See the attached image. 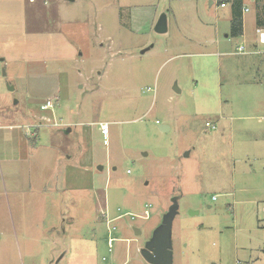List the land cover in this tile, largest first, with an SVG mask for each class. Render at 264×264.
I'll return each instance as SVG.
<instances>
[{
    "label": "rangeland",
    "instance_id": "374dc122",
    "mask_svg": "<svg viewBox=\"0 0 264 264\" xmlns=\"http://www.w3.org/2000/svg\"><path fill=\"white\" fill-rule=\"evenodd\" d=\"M244 2L232 36L220 0H0V264H149L175 200L174 264H264V0Z\"/></svg>",
    "mask_w": 264,
    "mask_h": 264
},
{
    "label": "water",
    "instance_id": "95a60500",
    "mask_svg": "<svg viewBox=\"0 0 264 264\" xmlns=\"http://www.w3.org/2000/svg\"><path fill=\"white\" fill-rule=\"evenodd\" d=\"M213 4V1L210 2ZM155 30L159 33H164L168 30V18L167 14L163 13L160 15ZM149 50V47L142 50V53ZM68 130H71L70 128ZM67 130V131H68ZM161 130H169L168 125H161ZM101 169L102 167L99 166ZM179 206L177 201L173 202L170 211L165 215L163 222L155 230L152 238L147 242L145 247L141 249L143 258L149 264H174L173 256V243H172V230L173 221L178 213ZM137 233L140 232L136 229Z\"/></svg>",
    "mask_w": 264,
    "mask_h": 264
},
{
    "label": "built area",
    "instance_id": "2783aa9c",
    "mask_svg": "<svg viewBox=\"0 0 264 264\" xmlns=\"http://www.w3.org/2000/svg\"><path fill=\"white\" fill-rule=\"evenodd\" d=\"M224 5H225V4H222V6H224ZM257 33H258V35H259V41H260V43H263V44H264V28H262V27H261V28H258V29H257ZM245 51H246V46H244V45H240V46L237 48V52H238V53H244ZM54 105H55V100H54L53 98H48V99H47V100L41 105V108H42L43 110H48V109H50V108H53ZM157 123H159V120H157ZM100 126H101V132H102L103 136L105 137L104 142H105V143H108V134H109V132H110V130H109V125H108V123H101ZM147 207H148V208L151 207V204L147 205ZM119 210H121V209L119 208ZM145 213H146V217H148V216H149V210L146 209ZM125 215H126V214H120L119 216H117V217L114 218V219H109L108 216L106 215V217H107V223H108V233H109V238H108L107 243H108V247H109V251H110V252H111L112 249H113V243L117 240V238L113 236L114 230H116L117 227H116V226L109 227V225H111V224L113 223L114 220H116V219H118V218H121V217H123V216H125ZM133 218H134V216H133ZM104 260H106L105 257H104Z\"/></svg>",
    "mask_w": 264,
    "mask_h": 264
},
{
    "label": "trees",
    "instance_id": "16d2710c",
    "mask_svg": "<svg viewBox=\"0 0 264 264\" xmlns=\"http://www.w3.org/2000/svg\"><path fill=\"white\" fill-rule=\"evenodd\" d=\"M232 4L231 35L241 36L244 33V0H220L221 5ZM257 28H264V7L261 8L256 18Z\"/></svg>",
    "mask_w": 264,
    "mask_h": 264
},
{
    "label": "crops",
    "instance_id": "0c3cea01",
    "mask_svg": "<svg viewBox=\"0 0 264 264\" xmlns=\"http://www.w3.org/2000/svg\"><path fill=\"white\" fill-rule=\"evenodd\" d=\"M36 0H30V2H35ZM248 10V8H245L244 9V11H247ZM257 27H256V33H257ZM258 34V33H257ZM243 35H244V33H243ZM226 36H228L229 37V34H227ZM258 40H259V35H258ZM258 40H253V42L251 43L252 44V47H253V49H256L255 50V52H257V51H260V48H261V46H263L261 43H259L260 41H258ZM245 53H247V51H245L244 53H242V54H245ZM241 54V53H240ZM101 123H103V122H101ZM104 123H107V122H104ZM71 129V128H70ZM71 130H68L67 132H70ZM102 133V132H101ZM100 169V168H99ZM102 169V168H101Z\"/></svg>",
    "mask_w": 264,
    "mask_h": 264
}]
</instances>
